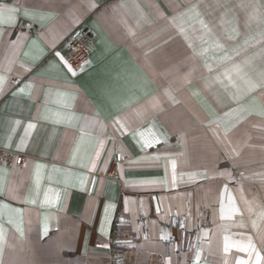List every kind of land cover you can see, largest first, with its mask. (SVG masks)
I'll use <instances>...</instances> for the list:
<instances>
[{
    "label": "crops",
    "instance_id": "1",
    "mask_svg": "<svg viewBox=\"0 0 264 264\" xmlns=\"http://www.w3.org/2000/svg\"><path fill=\"white\" fill-rule=\"evenodd\" d=\"M0 148V264H264V0H0Z\"/></svg>",
    "mask_w": 264,
    "mask_h": 264
},
{
    "label": "built area",
    "instance_id": "2",
    "mask_svg": "<svg viewBox=\"0 0 264 264\" xmlns=\"http://www.w3.org/2000/svg\"><path fill=\"white\" fill-rule=\"evenodd\" d=\"M96 48L95 39L91 33L83 26H79L74 33L68 37L67 49L62 57L65 62L74 69H80L91 57ZM121 161V154L117 153L113 164ZM0 162L6 164L15 163L23 165L25 155L20 153H12L0 148ZM114 175V170L111 171Z\"/></svg>",
    "mask_w": 264,
    "mask_h": 264
},
{
    "label": "trees",
    "instance_id": "3",
    "mask_svg": "<svg viewBox=\"0 0 264 264\" xmlns=\"http://www.w3.org/2000/svg\"><path fill=\"white\" fill-rule=\"evenodd\" d=\"M120 211H121V209L119 208L118 213H120ZM113 242H114V243H113V244H114V245H113V251H114L115 253H117V252H121V251H122V248H120V245H119L118 243L115 242V239H114ZM124 264H137V263L126 262V263H124Z\"/></svg>",
    "mask_w": 264,
    "mask_h": 264
}]
</instances>
